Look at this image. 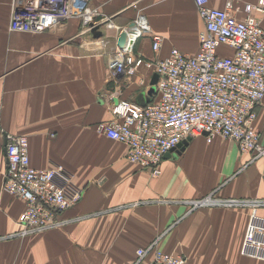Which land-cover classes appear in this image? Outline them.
<instances>
[{"label":"crops","instance_id":"0c3cea01","mask_svg":"<svg viewBox=\"0 0 264 264\" xmlns=\"http://www.w3.org/2000/svg\"><path fill=\"white\" fill-rule=\"evenodd\" d=\"M257 1L208 0L216 8L230 4L237 18ZM11 2L0 0V129L27 137L33 167L61 165L84 192L61 214L60 226L21 234L26 201L2 188L7 159L0 136V264H152L157 249L189 264H264L240 253L251 214L264 219V155L253 158L221 136L208 142L196 135L163 157L161 173L153 176L127 159L125 144L96 130L119 99L142 104L156 97L150 93L154 60L173 47L197 52L204 24L195 0H89L111 25L85 33L78 17L48 31H12ZM139 14L151 30L133 47L142 61L113 76L108 52L118 27L130 26ZM253 14L264 27V13ZM98 33L108 38L107 46L91 41ZM155 34L162 37L156 51ZM256 111L264 146V99ZM205 197L241 203L192 206ZM152 244L137 262V249Z\"/></svg>","mask_w":264,"mask_h":264},{"label":"built area","instance_id":"2783aa9c","mask_svg":"<svg viewBox=\"0 0 264 264\" xmlns=\"http://www.w3.org/2000/svg\"><path fill=\"white\" fill-rule=\"evenodd\" d=\"M203 21L199 48L188 55L173 47L154 60L156 97L145 104L119 99L110 107L111 118L96 124V130L128 147L127 159L148 169L153 176L161 173L160 163L166 153L188 137L204 135L210 142L215 136L233 140L242 152L253 158L264 155L255 129L256 107L264 99V27L253 11L264 13V0L243 7L245 16L235 17L227 8H216L208 0H195ZM78 17L82 33L94 32L102 24L111 25L89 0H12L9 29L43 32ZM126 33L123 46L117 43L108 52V67L113 76L131 72L141 63L134 57L136 40L150 25L139 14L133 26L118 27ZM91 41L107 46L108 38L98 35ZM162 37L152 36V48L158 50ZM232 49L225 54L220 48ZM129 66V67H128ZM5 139L7 159L3 190L22 197L26 207L19 215L21 234L42 231L63 223L61 214L75 205L84 188L75 184L73 174L61 165L35 168L30 163L25 135L0 129ZM209 202L231 206L240 200L201 198L193 207ZM259 204V203H256ZM153 247L137 249V262ZM240 253L264 260V219L254 212L248 221ZM152 264H189L185 257L155 250Z\"/></svg>","mask_w":264,"mask_h":264},{"label":"water","instance_id":"95a60500","mask_svg":"<svg viewBox=\"0 0 264 264\" xmlns=\"http://www.w3.org/2000/svg\"><path fill=\"white\" fill-rule=\"evenodd\" d=\"M132 26H133V23L129 27H132ZM99 34L100 33H98L97 35H99ZM125 42H126V33L123 32L118 37V45L123 46L125 44ZM157 78H158V75L155 73L153 78H152V81H151L152 89H151L150 93H153L155 91L154 85L157 82ZM142 104H145V101ZM189 138L190 137H188L186 140L178 143L177 146L174 149H172L171 151H169L168 153H166L164 155V157H171V156L175 155V153L180 152V150H183L185 147V144L187 143V140Z\"/></svg>","mask_w":264,"mask_h":264}]
</instances>
